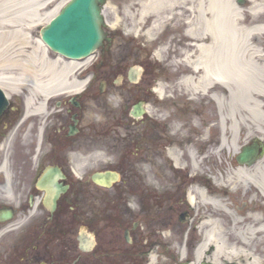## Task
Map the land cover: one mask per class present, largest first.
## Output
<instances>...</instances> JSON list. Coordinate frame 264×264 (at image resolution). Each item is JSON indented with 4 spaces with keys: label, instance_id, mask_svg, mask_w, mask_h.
<instances>
[{
    "label": "bare ground",
    "instance_id": "obj_1",
    "mask_svg": "<svg viewBox=\"0 0 264 264\" xmlns=\"http://www.w3.org/2000/svg\"><path fill=\"white\" fill-rule=\"evenodd\" d=\"M67 1L0 0V87L8 94L23 85L28 88L26 114H43V102L34 99L45 100L44 96L55 90L72 89L77 83L74 72L92 58L89 56L83 62L50 60L40 40L38 46L31 45L29 34L33 26L40 20L49 21ZM235 1L141 0L135 3L133 0L124 9L127 34L146 42V47L155 45L152 61L170 70L175 81L173 87L157 86L159 97L170 100L169 92L177 87L176 93H181L178 96L190 97L192 109L197 101H208L203 106L213 115L209 120L215 123L204 135H208V129L220 133L215 153L211 152L213 157L221 153L237 156L241 145L251 138L257 148H262L254 162H235L233 169L226 170L225 177L217 183L222 195L240 192L248 198L243 212L235 213L225 198L210 195L207 188L189 189L188 203L195 210L201 235L192 255L189 254L191 257L185 256L186 251L190 253L189 247L179 248V261L184 264H264V50L258 41V35L264 34V0H247L245 7ZM107 5L103 6L102 14ZM117 25L107 23L105 27L119 32L121 27ZM163 29L164 37H161L159 33ZM143 62L128 59L124 63L125 67L132 65L136 73L128 84L124 78L118 80V89L113 90L115 96L121 95L125 87L140 83L142 71L147 72L141 67ZM112 101L116 104V100ZM138 101L142 100L137 98L124 105V114L136 128L147 125L149 120L169 122L170 114L144 105L143 114L133 116L130 111ZM104 117L100 118L102 126L106 124ZM200 125L192 117L190 132L199 131ZM185 130L187 124L173 123L169 136L175 140ZM182 139L185 136L176 145L165 148L175 166L181 163L176 150ZM206 139L201 140L200 149ZM187 147L190 166L196 169L197 158L193 149ZM7 187L8 183L3 190L11 198ZM255 203L259 206H254ZM150 264H155L154 255Z\"/></svg>",
    "mask_w": 264,
    "mask_h": 264
},
{
    "label": "flooded vegetation",
    "instance_id": "obj_2",
    "mask_svg": "<svg viewBox=\"0 0 264 264\" xmlns=\"http://www.w3.org/2000/svg\"><path fill=\"white\" fill-rule=\"evenodd\" d=\"M96 74L95 67H80L75 71L78 90L55 91L41 115L25 113L22 90L11 96L0 116V217L5 216L0 220V264H149L152 249L165 250L172 237L174 246L181 244L178 225H168L175 235L167 233L166 225H141L151 199L142 169L159 160L172 173L173 192L164 189L160 195L161 221L176 213L189 215L180 190L192 179L181 177L184 173L168 161L162 137L121 134L122 143H114L118 138L111 137L107 122L101 125L102 114L97 121L85 119L87 101L97 98L89 91L93 82L88 83ZM214 123L208 120L206 129ZM198 130L203 133L201 125ZM209 133L207 151L214 150L220 136L212 129ZM140 141L155 149L126 151L136 148L130 142ZM184 142L181 150L190 146L198 153L191 137ZM106 169L119 173L110 188L92 179ZM46 172L51 175L48 188L38 185ZM7 183L11 198L3 190ZM128 197L136 199L137 213L129 210Z\"/></svg>",
    "mask_w": 264,
    "mask_h": 264
},
{
    "label": "rangeland",
    "instance_id": "obj_3",
    "mask_svg": "<svg viewBox=\"0 0 264 264\" xmlns=\"http://www.w3.org/2000/svg\"><path fill=\"white\" fill-rule=\"evenodd\" d=\"M69 1V0H68ZM67 1V2H68ZM141 0H134L135 3H138ZM248 3V2H247ZM246 4H242L240 6L245 7ZM108 4L107 7L104 9L103 17L105 23H110L112 25L120 24V30L119 32H115L113 29L109 27H104L105 31L107 32V37H109V42L106 41L103 44V47L98 48V51L95 52V55L93 58L87 63L92 64L96 63L98 64L97 68V74L93 76V83L92 87L89 90L90 92H93L97 94V98L90 102L87 101L86 104V111L84 113L85 119L90 122L91 120L98 119L99 114L102 112V110H105L103 113V116L105 115L104 119L106 120L107 129L110 132L111 137L118 138V141H114V143H122L120 140L121 134L128 135L129 137H146V136H155V137H162V143L165 144L168 142L169 146H173V142L176 140H173L170 138V128L173 123L180 126L181 123L187 124V130L183 131L182 136H190L191 139L196 142V145L198 146L196 149L198 153H194V155L197 158L198 161V167L196 169H192L190 166L189 161H186V164L182 162L184 167L188 170L184 174H181V177H188V179H192L191 184L188 186H183L180 190V195H183L185 198L184 204L181 205L183 209H186L185 206L187 205L186 202V188L187 187H195L199 186L203 189H208L210 192V195H216L222 198H225L229 206H231V210H233L235 213L240 212L242 210L246 209V206L244 205L248 198L245 197L240 192L238 193H231L226 192L225 195H222L219 191V186L217 183H220V178L225 177L227 174V171L229 168L233 169V164L236 162L235 156L232 155L229 157V155H225L224 153L218 154L215 156V158L212 155V151H207L206 148L209 146L208 143L211 140L210 139V133L205 137L204 131L206 130L208 120L210 119V111L207 110V108H204L203 105L206 104V102L197 101L194 108H191L190 104V97H180L178 96L179 92L176 93L177 87L170 88L171 92H169L170 100H163L159 97V95L154 90V86L157 87L160 84H163L164 86L167 85L169 87H173L175 81L170 76L171 72L168 69H164V67L161 64H157L154 61H152V51L155 52L156 47L155 45L146 47V42L139 41L131 38L126 31L127 22L124 15V9L126 7H129L131 4H133V0L130 3V0H106L104 3ZM52 18V17H51ZM48 22V21H47ZM45 20H40V22L36 23L31 32H30V42L33 46H38L40 40L39 38V29L43 27L46 23ZM117 25V26H118ZM116 26V27H117ZM164 37V35H163ZM262 43H259L262 45L264 50V35H261ZM41 47V46H40ZM27 49H30L28 47ZM49 57L53 58L56 56L52 51L47 49ZM153 52V53H154ZM45 53V51H44ZM46 56V53H45ZM128 59H136V60H145V62L142 63L141 67L144 69H147V72L142 71L141 76H139L140 83L135 85L134 87H125V90L122 89L120 94L115 96L113 94V90L115 88L118 89V82L116 80H119L120 78H124L126 83L127 81V72L130 69L132 65L124 66V63ZM64 60V59H63ZM65 61V60H64ZM125 61V62H124ZM149 61V62H148ZM66 62V61H65ZM123 69H122V66ZM140 67V64L138 65ZM145 75V77H144ZM103 83V85L101 84ZM101 84L102 90L99 91V87ZM56 91V90H55ZM179 97L178 99H174V97ZM38 97V96H37ZM142 100L143 105L147 108L157 109V111L164 110L166 113L170 114V122L165 123L160 120H151L148 122V127H146V132L144 134H137L135 133V128L129 123L127 119V114H124V105L128 104L129 102L136 100V99ZM111 99L116 100V104L120 105L119 107H116V104L110 102ZM156 102V103H155ZM114 107V108H113ZM99 110V111H98ZM194 110V111H193ZM194 112V114H193ZM195 118L196 121L200 124L201 123V131L203 133L200 134V131H195L194 133H191L189 130L190 127V121L191 118ZM99 127V126H98ZM143 128V125L140 127ZM145 128V127H144ZM181 128V127H179ZM188 137L187 139H189ZM212 137V136H211ZM207 138V139H206ZM213 138V137H212ZM165 139V141H164ZM202 139H206V143L203 145L204 147L200 149L202 146ZM185 139H182V144H185ZM179 141V140H178ZM177 141V142H178ZM212 141V140H211ZM245 143V142H244ZM130 145H135L137 148H126V151H143V150H154V145L149 142H142L140 143H134L130 142ZM153 145L152 148H148L147 145ZM163 147V146H162ZM117 150H123V149H117ZM178 152V155L184 156L188 159V154L186 151L182 152L181 148H177L176 150ZM211 155V156H210ZM213 157V159L211 158ZM153 162V161H152ZM223 162V163H222ZM227 170V171H226ZM188 172V174H187ZM142 174L144 177H146V181L144 182L145 188L147 192L151 193V199L150 201H147L148 203H145L147 208H150V214L146 215L144 218V222L142 225L144 226H163L166 225L167 229L169 228L168 225H178L179 228V236H183V231L187 230L185 228L191 229L189 232V237L194 239V246L195 242V232L196 230V224L198 223V218L196 217V213L194 208L188 209L190 210V217L187 222L184 224H181L178 221V215L180 213L173 214V218H170V215L167 216L165 221H161L160 219V195L164 189H167L170 193L173 192V177L170 170L166 169L165 166L157 160V164L152 166L148 165L145 167V169H142ZM190 174V175H189ZM188 175V176H187ZM192 177V178H191ZM128 208L132 211L138 210V206L136 204V199L134 197H128ZM254 206H259L258 203H255ZM201 207V206H200ZM198 207V209H201ZM204 211H207L206 208H204ZM243 212V211H242ZM182 226V227H181ZM169 235H175L173 232H168ZM184 236H186L184 234ZM183 236V238H184ZM175 238V237H174ZM174 238L172 237V240H169L168 244V252L166 253V250H160L158 251V260L156 264H178V253L176 252V249L173 248L175 245ZM190 238V239H191ZM192 252V249H191ZM192 255V254H191ZM190 257V256H189ZM148 264V263H145Z\"/></svg>",
    "mask_w": 264,
    "mask_h": 264
},
{
    "label": "water",
    "instance_id": "obj_4",
    "mask_svg": "<svg viewBox=\"0 0 264 264\" xmlns=\"http://www.w3.org/2000/svg\"><path fill=\"white\" fill-rule=\"evenodd\" d=\"M106 0H70L43 28L40 29L42 41L53 51L70 59H78L91 54L102 44L105 33L102 29L104 19L101 8ZM243 3V0H238ZM129 73V80L133 79ZM8 101L0 89V114L7 107ZM143 114L140 105L134 106L132 115ZM256 156L255 148H244L237 156L239 163L250 164ZM115 172L106 171L93 176V179L110 186L116 180ZM7 216V215H6ZM5 217V216H3ZM1 217V218H3Z\"/></svg>",
    "mask_w": 264,
    "mask_h": 264
}]
</instances>
